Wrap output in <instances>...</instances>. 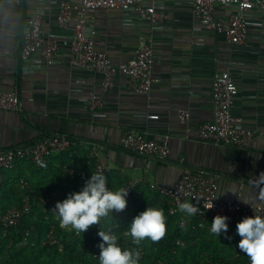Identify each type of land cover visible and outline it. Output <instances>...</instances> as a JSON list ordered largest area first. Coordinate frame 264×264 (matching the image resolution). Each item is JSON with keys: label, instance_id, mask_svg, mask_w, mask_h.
I'll use <instances>...</instances> for the list:
<instances>
[{"label": "crops", "instance_id": "0c3cea01", "mask_svg": "<svg viewBox=\"0 0 264 264\" xmlns=\"http://www.w3.org/2000/svg\"><path fill=\"white\" fill-rule=\"evenodd\" d=\"M189 1L159 0L158 8L167 18L157 30L132 12L98 10L91 14L86 35L114 67L134 56L140 38L152 41V74L159 83L150 94L135 95L122 75H116L112 86L103 91L100 74L70 66V35L79 14L78 0H70L72 13L65 28L57 23L60 0H21L19 7L0 0V92L16 90L22 107L18 114L0 112V149L32 144L47 133L72 140L69 154L66 150L51 155L46 170L21 161L4 171L0 210L6 208L9 189L20 178L55 204L78 192L81 187H76L75 173L84 168L89 175L96 174L88 163L93 144L102 146L98 159L106 168L102 174L108 185L118 188L119 179L133 181L139 199L146 195L149 184L171 187L190 170L218 175L217 195L222 201L238 200L248 207L241 200L264 198V186L252 187L253 179L264 173V133L244 148L217 147L198 139L200 127L212 121L211 84L221 72H228L238 85L231 114L242 119L247 129H264V8L247 12L246 40L232 45L224 34L198 28ZM230 12L218 7L213 16L226 21ZM33 13L41 17L43 37L56 41L55 61L49 67L39 55L28 63L20 59L24 23ZM91 94L101 99V107L94 112L81 102ZM184 110L189 119L181 123L179 114ZM151 115L158 118L150 119ZM127 130L166 140L170 149L167 160L155 162L122 151L119 142ZM85 159L89 166L84 167ZM223 237L224 246L228 239H240L234 225L228 226ZM127 241L129 238L119 237L118 244ZM241 255L235 247L226 261Z\"/></svg>", "mask_w": 264, "mask_h": 264}, {"label": "built area", "instance_id": "2783aa9c", "mask_svg": "<svg viewBox=\"0 0 264 264\" xmlns=\"http://www.w3.org/2000/svg\"><path fill=\"white\" fill-rule=\"evenodd\" d=\"M6 3L19 7L21 0H6ZM78 4L79 14L70 35V66L100 74L103 91H107L112 86L115 76L119 74L125 78L131 93L135 95L150 94L153 86L159 83V79L152 74V41L140 38L134 56L123 65L114 67L108 55L96 50L92 38L86 35V30L90 24L91 14L98 10L132 12L150 29H160L164 25L167 15L158 8L159 0H78ZM189 5L192 14L198 20V28L224 34L227 41L232 45H241L245 42L248 34L247 12L255 8H264V0H190ZM218 7L227 8L231 11L226 21L214 18L213 12ZM71 13L70 0H60L57 15L59 27L65 28L67 26ZM41 29L42 20L39 14L33 13L25 20L20 59L23 63H28L33 56L39 55L44 65L49 67L55 61L56 41L53 38L43 37ZM238 93V85L228 72L214 75L211 84L212 121L200 127L198 131L199 140L217 147L244 148L257 134L264 133V129L260 131L247 129L244 127L242 119L231 114V107ZM81 102L91 112L101 107L100 97L94 94L83 98ZM0 112L17 114L22 112L16 90L0 92ZM149 118L157 119L158 116L151 115ZM188 119V111H181L179 121L185 123ZM71 145V140L66 136L44 134L32 144L0 149V177L4 171L12 170L21 161H28L35 168L46 170L48 158L51 155L61 154L68 150ZM119 145L121 150L126 153L148 158L155 162H164L170 153L166 140L148 139L134 130L125 131L120 138ZM101 150L102 146L99 144H93L89 148V164H92L96 174H102L106 171L98 159ZM180 163H183V159L180 160ZM74 176L79 187H82L89 178L86 170H81ZM135 187L136 183L133 181L126 183L125 189L128 190V196ZM18 188L21 205L13 206L0 214V231L16 226L24 216L29 215L34 201L55 215L52 210L55 203L46 196L31 197L33 191L24 179L19 181ZM149 190L157 193L167 202L170 206L169 214L172 216L182 215L179 211L180 203L187 201L198 206L202 212L197 213L193 218L198 220L199 228H207L209 231L210 223L213 217L217 215L227 217L228 226L236 225L245 217L264 215V206L250 208L243 206L238 200L222 201L218 199V175L201 170L184 171L171 187L149 184ZM211 202L213 207L208 209ZM141 212L143 211L137 210L134 217ZM177 226L178 229H185L189 226V222L181 220ZM47 237L50 244L56 242L52 231ZM121 237L129 238L128 230ZM98 244L96 243V247L93 249L96 255H99ZM178 245H181V242H178ZM129 249H133L132 246ZM138 252L141 256L142 250L140 248Z\"/></svg>", "mask_w": 264, "mask_h": 264}, {"label": "trees", "instance_id": "16d2710c", "mask_svg": "<svg viewBox=\"0 0 264 264\" xmlns=\"http://www.w3.org/2000/svg\"><path fill=\"white\" fill-rule=\"evenodd\" d=\"M70 161L73 162L71 159ZM85 165H90L87 164V159L84 167ZM21 179H17V185L15 187L12 185L9 189L6 208L0 210V214L13 206L21 205L18 188ZM76 185L79 188L77 182ZM125 186V180L119 179L118 188ZM108 187L118 189L109 185ZM33 191L31 197L40 196L37 189ZM136 191L134 188L126 198L127 205L122 212L109 213L98 225H91L84 233L61 228L56 216L34 201L29 215L24 216L16 226L0 231V264H99V256L93 252L96 243L101 242L97 235L98 231H111L121 237L128 230L136 211H144L146 207L163 210L166 233L157 242L146 238L139 245H135L129 237V243L120 245L122 249H129L132 246L133 249L129 250L134 251L140 248L142 254L139 256V264H247L246 254L234 258L231 262L226 261L229 255L234 254V248L239 241L236 238L225 241V249L221 244L224 239L223 233L220 237L212 236L207 228L198 227L197 219L186 220L180 214L170 215V206L157 193L151 192L149 187L142 199L136 196ZM181 220L188 221L189 226L178 229L177 225ZM51 231L56 240L54 244L48 242L47 236ZM178 242H181V245H178Z\"/></svg>", "mask_w": 264, "mask_h": 264}, {"label": "clouds", "instance_id": "9594fccd", "mask_svg": "<svg viewBox=\"0 0 264 264\" xmlns=\"http://www.w3.org/2000/svg\"><path fill=\"white\" fill-rule=\"evenodd\" d=\"M264 186V173L253 179L252 187ZM128 190L125 188L110 189L108 179L103 174H92L84 182L78 192H73L55 204L52 209L61 228L84 233L91 225H98L109 213L122 212L127 205ZM250 208L264 206V198L260 201L241 200ZM213 207L212 202L208 209ZM179 211L186 217H192L201 209L191 202L179 205ZM204 214V213H203ZM227 217L215 216L210 223V234L220 237L228 232ZM166 233L165 215L162 209L146 207L135 216L128 228L131 242L139 245L146 238L152 242L161 240ZM236 234L240 237L236 247L246 254L247 264H264V215H252L243 218L236 224ZM100 243L99 264H139L140 253L134 250H122L118 244V235L108 231H98Z\"/></svg>", "mask_w": 264, "mask_h": 264}, {"label": "rangeland", "instance_id": "374dc122", "mask_svg": "<svg viewBox=\"0 0 264 264\" xmlns=\"http://www.w3.org/2000/svg\"><path fill=\"white\" fill-rule=\"evenodd\" d=\"M57 221H58V219H57ZM64 229H65V228H64ZM66 230H67V231H70L69 229H66ZM127 243H129V241H127L126 244H127Z\"/></svg>", "mask_w": 264, "mask_h": 264}]
</instances>
